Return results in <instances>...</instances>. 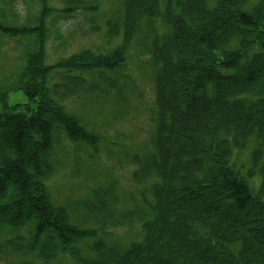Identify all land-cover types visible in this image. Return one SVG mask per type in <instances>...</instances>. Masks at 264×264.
Listing matches in <instances>:
<instances>
[{
  "label": "trees",
  "instance_id": "trees-1",
  "mask_svg": "<svg viewBox=\"0 0 264 264\" xmlns=\"http://www.w3.org/2000/svg\"><path fill=\"white\" fill-rule=\"evenodd\" d=\"M15 1L0 0V47L14 41L23 60L0 79V255L16 264H264V0H115L109 15L103 0H34L26 18ZM81 14L90 31L105 19L107 47L47 65L50 27ZM134 47L148 56L154 88L147 147L123 146L119 158L137 191L119 201L101 186L55 204L48 182L63 139L91 159L104 144L64 102L113 103L112 119L127 117ZM12 92L26 102L10 105ZM247 150L243 172L235 154ZM122 228L128 244L112 232Z\"/></svg>",
  "mask_w": 264,
  "mask_h": 264
},
{
  "label": "rangeland",
  "instance_id": "rangeland-1",
  "mask_svg": "<svg viewBox=\"0 0 264 264\" xmlns=\"http://www.w3.org/2000/svg\"><path fill=\"white\" fill-rule=\"evenodd\" d=\"M102 13L109 15L114 9H118L115 0H103ZM51 4L58 8L61 5L52 0ZM37 4L34 0H16L15 9L18 14L26 18L37 12ZM100 31H90L91 25L87 18L81 14L70 20L57 19L50 27L51 34L46 44V64L54 65L59 60L68 58L82 49L107 47L105 34V19L96 18ZM0 47V79L17 71L22 64V47L9 39H3ZM120 40L112 43L118 44ZM136 47L131 51L132 58L128 61V74L131 83L134 84L135 94L131 99L132 109L127 107V117L113 120L112 116L121 107L113 103H99L85 98H70L64 102L68 112L79 115L87 124H91L104 140L99 152L91 159V152L83 146L69 144L65 139L62 148L56 153L57 166L55 174L48 182L52 200L55 204L65 201L77 200L89 196L99 187L112 185L119 201L126 200L130 192L137 191L131 182L133 167L120 163L121 149L124 152L138 153L145 150L148 139L153 130L149 120V109L154 100L153 75L144 64L148 56L136 55ZM56 80V79H55ZM54 80V81H55ZM26 98L20 92H12L9 104H21ZM117 145V146H114ZM107 145L106 147H104ZM248 150L235 154L238 165H243L246 172L248 166ZM260 178L257 176L250 185L253 190H258ZM123 209L122 203L117 205ZM115 239L124 244L133 240L127 229H116ZM135 235V234H134ZM139 238V236H138ZM0 264H16V259L11 254L0 255ZM52 264H74L68 256L61 257Z\"/></svg>",
  "mask_w": 264,
  "mask_h": 264
}]
</instances>
